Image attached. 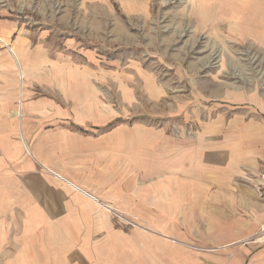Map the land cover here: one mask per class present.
Wrapping results in <instances>:
<instances>
[{"label":"crops","instance_id":"crops-1","mask_svg":"<svg viewBox=\"0 0 264 264\" xmlns=\"http://www.w3.org/2000/svg\"><path fill=\"white\" fill-rule=\"evenodd\" d=\"M31 35L0 11V264H246L227 247L264 224V84L236 86L239 111L203 137H167L100 115L92 93L68 104L78 76ZM67 225L86 227L87 260L47 232Z\"/></svg>","mask_w":264,"mask_h":264},{"label":"rangeland","instance_id":"rangeland-1","mask_svg":"<svg viewBox=\"0 0 264 264\" xmlns=\"http://www.w3.org/2000/svg\"><path fill=\"white\" fill-rule=\"evenodd\" d=\"M0 11L32 37L44 33L52 60L66 58L68 77L79 78L68 82V104L92 93L100 115L148 133L203 137L207 123L222 116L229 122L239 111L236 86L249 90L252 78L264 84V34L256 26L264 0H0ZM262 227L227 248H246V264H264ZM85 228L47 232L66 236L70 261V253L85 257ZM16 229L22 234L32 227ZM219 262L211 257V264Z\"/></svg>","mask_w":264,"mask_h":264},{"label":"built area","instance_id":"built-area-1","mask_svg":"<svg viewBox=\"0 0 264 264\" xmlns=\"http://www.w3.org/2000/svg\"><path fill=\"white\" fill-rule=\"evenodd\" d=\"M262 178H264V173L262 174ZM254 188L256 189V192L258 195L262 196L264 194V185L263 183H254ZM261 233H264V227L260 229Z\"/></svg>","mask_w":264,"mask_h":264},{"label":"bare ground","instance_id":"bare-ground-1","mask_svg":"<svg viewBox=\"0 0 264 264\" xmlns=\"http://www.w3.org/2000/svg\"><path fill=\"white\" fill-rule=\"evenodd\" d=\"M24 144V143H23Z\"/></svg>","mask_w":264,"mask_h":264}]
</instances>
